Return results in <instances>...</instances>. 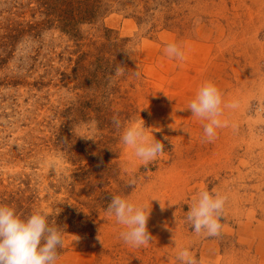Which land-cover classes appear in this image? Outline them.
<instances>
[{
	"label": "rangeland",
	"instance_id": "obj_1",
	"mask_svg": "<svg viewBox=\"0 0 264 264\" xmlns=\"http://www.w3.org/2000/svg\"><path fill=\"white\" fill-rule=\"evenodd\" d=\"M104 1L70 34L43 0H0V205L55 224L86 215L90 237L61 231L70 264H184L182 249L194 264H264V0ZM187 40L208 46L202 57ZM162 66L166 81L150 69ZM206 81L224 102L212 140L187 108ZM133 122L163 144L151 161L121 141ZM202 190L227 197L214 236L186 218ZM116 195L150 207L146 244L122 239Z\"/></svg>",
	"mask_w": 264,
	"mask_h": 264
},
{
	"label": "clouds",
	"instance_id": "obj_2",
	"mask_svg": "<svg viewBox=\"0 0 264 264\" xmlns=\"http://www.w3.org/2000/svg\"><path fill=\"white\" fill-rule=\"evenodd\" d=\"M170 57L183 59L181 47L170 42L166 46ZM222 94L211 81H206L197 89L188 103L192 115L206 121L203 133L206 139L212 140L216 129L223 127L220 119L223 104ZM235 108L233 101L225 105ZM119 126V121L116 122ZM121 141L129 146L134 155L144 162L151 161L163 152L161 141L148 134L143 123H130L121 134ZM227 197L219 192L200 191L198 198L187 211V220L196 233L204 231L207 235H217L221 229L219 217ZM107 211L114 215L116 221L124 226L120 233L122 239L132 246H142L150 241L147 220L150 207L143 202L130 200L126 196H113ZM49 213L37 209L27 216L19 214L15 208L0 205V264H57L58 248L63 245V235L58 227L50 225ZM184 264H194L188 249L179 252Z\"/></svg>",
	"mask_w": 264,
	"mask_h": 264
},
{
	"label": "trees",
	"instance_id": "obj_3",
	"mask_svg": "<svg viewBox=\"0 0 264 264\" xmlns=\"http://www.w3.org/2000/svg\"><path fill=\"white\" fill-rule=\"evenodd\" d=\"M42 5L46 8V15H51L56 12V26L60 28V30L70 34L76 31V26L79 22L94 20L106 10L107 6L104 0H43ZM48 21L52 22V19L49 18ZM76 209L77 208L72 209L71 214L74 213L69 221L57 222L56 224L49 221V223L54 227L60 228L61 231L75 233L79 236V239L90 237L92 232L87 225V217L82 212H75ZM58 217H62V215ZM51 218V216H48V220ZM59 253L60 248H58V254Z\"/></svg>",
	"mask_w": 264,
	"mask_h": 264
},
{
	"label": "bare ground",
	"instance_id": "obj_4",
	"mask_svg": "<svg viewBox=\"0 0 264 264\" xmlns=\"http://www.w3.org/2000/svg\"><path fill=\"white\" fill-rule=\"evenodd\" d=\"M129 23H131V25H133V20H131V19H129V20H127ZM186 44H187V47L188 48H190V51H192V52H196L197 54H198V56L200 55L201 57L203 56L202 54H203V52H205V50L208 48V46L207 45H205V44H199L198 42H196V41H192V40H187V42H186ZM145 47H147V49H149V51L152 49V51H154L155 50V48L157 47V45L154 43V42H152V41H147V40H143V42H142V48H145ZM186 48V47H185ZM187 49V48H186ZM187 55V54H186ZM199 56V57H200ZM196 58V57H195ZM159 61L157 62L159 65H166V64H168L169 62L168 61H165V60H163V59H158ZM196 61V60H195ZM198 61V60H197ZM169 67V66H168ZM168 67L167 68H165L164 66H162L159 70L158 69H154L153 67H150V69L152 70L151 72H152V74L153 75H155V77H157V78H160L162 81H166L167 80V77H166V73L165 72H167V70H168ZM196 70V69H195ZM194 70V71H195ZM181 72H183V71H181ZM196 72V71H195ZM180 77H181V80H180V82L182 83L180 86H181V88L182 89H188L187 87L188 86H186L185 85V80L187 79V75L186 74H181L180 75ZM198 78L197 77H190V79L189 80H192L191 81V83L193 84V85H195V83H196V80H197ZM190 83V84H191ZM192 89V88H191ZM182 92V91H181ZM161 107L163 108V109H165L166 110V112H170L169 110V107L167 106V105H161ZM169 109V110H168ZM176 188V187H175ZM78 259H81L82 257L84 258L85 257V255H79L78 254ZM67 258H69V255H64L63 257H61L60 259H58L57 260V264H70V262L68 263V261H67ZM74 260V259H73ZM75 261V260H74ZM72 264H77V262L76 263H72Z\"/></svg>",
	"mask_w": 264,
	"mask_h": 264
},
{
	"label": "built area",
	"instance_id": "obj_5",
	"mask_svg": "<svg viewBox=\"0 0 264 264\" xmlns=\"http://www.w3.org/2000/svg\"><path fill=\"white\" fill-rule=\"evenodd\" d=\"M256 110H258V111H264V104H260V105H258V104H254V106H253Z\"/></svg>",
	"mask_w": 264,
	"mask_h": 264
}]
</instances>
